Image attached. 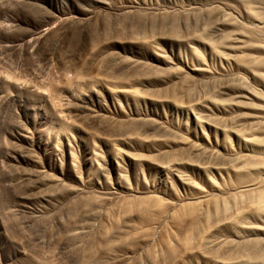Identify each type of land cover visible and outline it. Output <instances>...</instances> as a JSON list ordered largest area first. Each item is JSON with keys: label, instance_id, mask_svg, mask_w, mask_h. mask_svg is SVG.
<instances>
[{"label": "rangeland", "instance_id": "1", "mask_svg": "<svg viewBox=\"0 0 264 264\" xmlns=\"http://www.w3.org/2000/svg\"><path fill=\"white\" fill-rule=\"evenodd\" d=\"M263 189L264 0H0V264H264Z\"/></svg>", "mask_w": 264, "mask_h": 264}, {"label": "bare ground", "instance_id": "2", "mask_svg": "<svg viewBox=\"0 0 264 264\" xmlns=\"http://www.w3.org/2000/svg\"><path fill=\"white\" fill-rule=\"evenodd\" d=\"M247 140H249V139H247ZM262 192H263V196H262V198H261V202L264 203V189H263Z\"/></svg>", "mask_w": 264, "mask_h": 264}]
</instances>
